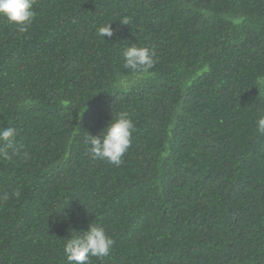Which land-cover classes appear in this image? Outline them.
<instances>
[{"label":"trees","instance_id":"trees-1","mask_svg":"<svg viewBox=\"0 0 264 264\" xmlns=\"http://www.w3.org/2000/svg\"><path fill=\"white\" fill-rule=\"evenodd\" d=\"M33 11L23 33L0 17V127L17 130L0 156V264H68L65 241L90 223L114 240L90 264H264V0ZM132 43L155 64L114 86ZM122 112L134 131L117 167L86 140Z\"/></svg>","mask_w":264,"mask_h":264},{"label":"clouds","instance_id":"clouds-1","mask_svg":"<svg viewBox=\"0 0 264 264\" xmlns=\"http://www.w3.org/2000/svg\"><path fill=\"white\" fill-rule=\"evenodd\" d=\"M34 3L35 0H0V17L15 25L19 32H26L35 17ZM120 23L129 24V21L125 17ZM110 24L106 23L98 27L97 35L104 39L113 37L115 33ZM155 57L156 52L153 47L138 46L136 43L125 46L122 58L124 67L129 70L130 75L118 76L114 86L129 87L149 75V70L155 64ZM257 83L264 87V80ZM255 124L256 131L264 135V114L257 117ZM133 131L132 119L127 113L122 112L115 119L112 118L101 129L99 135L88 134L86 140L88 152L94 159L106 160L119 167L123 162V155L131 146ZM16 136V128L0 127V156L7 158L10 151H16ZM14 195L19 197V191ZM113 246L114 240L106 233L104 227L90 223L86 230L65 241L63 252L68 264H90L92 257L108 256Z\"/></svg>","mask_w":264,"mask_h":264}]
</instances>
